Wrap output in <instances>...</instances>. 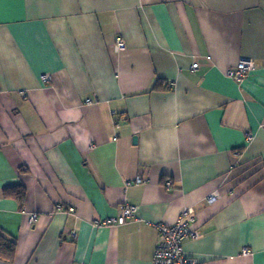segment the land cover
Here are the masks:
<instances>
[{"label": "crops", "instance_id": "1", "mask_svg": "<svg viewBox=\"0 0 264 264\" xmlns=\"http://www.w3.org/2000/svg\"><path fill=\"white\" fill-rule=\"evenodd\" d=\"M186 207V255L264 264V0H0V264H152Z\"/></svg>", "mask_w": 264, "mask_h": 264}, {"label": "built area", "instance_id": "2", "mask_svg": "<svg viewBox=\"0 0 264 264\" xmlns=\"http://www.w3.org/2000/svg\"><path fill=\"white\" fill-rule=\"evenodd\" d=\"M114 49L115 51L122 50L125 47V41L122 36L116 34L114 36ZM197 67V63H192L191 68ZM252 68V61L250 58L241 56L236 67L228 70V74L236 79L243 78L246 73ZM40 78L43 82H47L50 78L49 73H42ZM250 134H248V138ZM141 178L138 177L136 182H140ZM130 182L126 183L129 184ZM169 181L166 182L168 184ZM216 198L215 194L207 197L206 201L212 202ZM61 209V206H57ZM136 207L131 204H123L120 206V212L116 216L105 217L101 220H93V224L97 226L103 225H118L126 222L134 217ZM69 213H73V207L67 209ZM31 219H36L37 214L32 213ZM197 232L192 230L189 226V217L187 207L182 211V214L171 225H158V235L155 241V250L153 253L152 264H199V262L191 256L185 254L182 246V240L186 237L195 238ZM249 253L248 248H244L243 253Z\"/></svg>", "mask_w": 264, "mask_h": 264}, {"label": "trees", "instance_id": "3", "mask_svg": "<svg viewBox=\"0 0 264 264\" xmlns=\"http://www.w3.org/2000/svg\"><path fill=\"white\" fill-rule=\"evenodd\" d=\"M4 194L15 197L20 203L24 199V190L21 187H5ZM15 251V242L0 232V258L10 261Z\"/></svg>", "mask_w": 264, "mask_h": 264}, {"label": "water", "instance_id": "4", "mask_svg": "<svg viewBox=\"0 0 264 264\" xmlns=\"http://www.w3.org/2000/svg\"><path fill=\"white\" fill-rule=\"evenodd\" d=\"M132 139H133V142H136V135H134V136L132 137Z\"/></svg>", "mask_w": 264, "mask_h": 264}, {"label": "rangeland", "instance_id": "5", "mask_svg": "<svg viewBox=\"0 0 264 264\" xmlns=\"http://www.w3.org/2000/svg\"><path fill=\"white\" fill-rule=\"evenodd\" d=\"M247 253V252H246Z\"/></svg>", "mask_w": 264, "mask_h": 264}]
</instances>
